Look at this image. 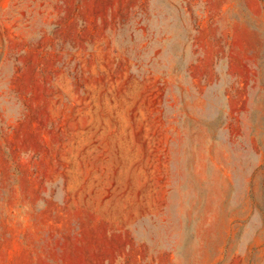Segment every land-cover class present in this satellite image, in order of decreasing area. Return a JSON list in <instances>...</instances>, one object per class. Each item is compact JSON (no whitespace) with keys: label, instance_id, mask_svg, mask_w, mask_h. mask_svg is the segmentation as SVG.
I'll list each match as a JSON object with an SVG mask.
<instances>
[{"label":"rangeland","instance_id":"rangeland-1","mask_svg":"<svg viewBox=\"0 0 264 264\" xmlns=\"http://www.w3.org/2000/svg\"><path fill=\"white\" fill-rule=\"evenodd\" d=\"M0 264H264V0H0Z\"/></svg>","mask_w":264,"mask_h":264}]
</instances>
